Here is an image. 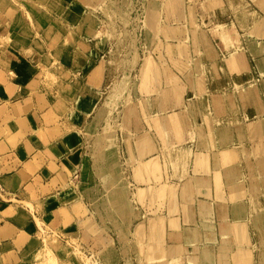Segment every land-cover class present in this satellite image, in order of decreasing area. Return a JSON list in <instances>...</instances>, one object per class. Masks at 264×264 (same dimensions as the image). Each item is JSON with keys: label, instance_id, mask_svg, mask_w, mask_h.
Masks as SVG:
<instances>
[{"label": "rangeland", "instance_id": "rangeland-1", "mask_svg": "<svg viewBox=\"0 0 264 264\" xmlns=\"http://www.w3.org/2000/svg\"><path fill=\"white\" fill-rule=\"evenodd\" d=\"M9 3L17 7L18 13L11 20L0 19V92L6 84V72L9 81L56 87L69 92L77 107L80 100L93 107L80 117L79 108L72 110L63 123L39 133V140L34 135V146L27 148V140L19 138L22 133L15 126H0V182L5 193L0 199V212L10 214L18 209L1 203L11 198L3 183L4 174L28 162L31 172L26 176L33 175L37 167L30 157L39 154L50 162L45 174L52 171L61 184L54 195L36 203L41 217L35 224L22 211L41 245L27 261L149 264L132 234L141 216L138 192L148 186L159 188L153 192L165 198L170 217L176 219L179 211L184 214L181 229L191 223L189 202L201 195L191 165L198 146L193 139L187 140L189 133L195 132L201 145L205 142L213 161L241 147L235 140L218 142L220 149L215 153L209 131L219 123L228 129L238 127L234 122L236 115H241V99H250L253 86L264 75L257 73L255 65L256 60H264V51L252 33L264 15V0H3L0 7ZM184 5L189 7L188 27H195L197 35L204 42H213L216 48L219 57L210 64L201 58L195 61L186 57L188 27L177 36L178 29L164 25L163 31L156 33L149 26L151 8L156 9L153 18L162 19L167 15L165 11L179 10ZM223 23H230L231 31L237 30L232 47L217 28ZM73 50L76 56L70 62ZM83 69L100 74L101 82L94 91H89L84 79L79 78ZM190 89L194 91L190 93ZM180 99L179 108L174 109L172 105ZM156 136L161 140L154 147L150 140ZM169 136L174 142H169ZM140 143L153 149L143 159L146 167L139 163ZM185 151L191 153L186 155ZM7 159L12 163L5 168ZM209 175L217 180L213 167ZM220 175L219 189L226 200H211L214 228L208 231L210 237L215 235L211 238H217L211 255L218 264L223 253L220 248L215 252L218 244L225 245V249L230 244L220 238L223 230L248 229L245 214H234L239 205L234 204L238 199L232 195L233 182L244 181L242 200L255 197L251 210L255 225L251 228L264 235V192L250 190L249 184L256 180L248 165L247 172L231 166L222 169ZM9 178L5 182L10 188L21 182L17 175ZM186 181L191 184L186 186ZM143 195L142 199L152 196ZM246 203L243 201L244 212ZM199 210L195 211L198 220ZM169 239L176 245L171 247L168 259L159 264H198L204 239L193 244L181 233ZM227 254L236 263L237 256ZM190 255L195 256L194 261ZM258 255L257 251L249 252L248 259L239 264H253ZM199 264L205 263L201 260Z\"/></svg>", "mask_w": 264, "mask_h": 264}, {"label": "crops", "instance_id": "crops-1", "mask_svg": "<svg viewBox=\"0 0 264 264\" xmlns=\"http://www.w3.org/2000/svg\"><path fill=\"white\" fill-rule=\"evenodd\" d=\"M2 1L3 0H0V3H2ZM15 8L17 7H14L11 3L6 4L3 8L0 7V19L11 20L14 18L18 13V10ZM155 10V8H151L148 11L147 21L150 28L156 33H160L161 30L163 31L165 25L168 26L167 29H178L177 36H182L184 28L190 25V22H188L189 7L186 5L179 10H171L170 12L165 11L167 15L165 14L162 19L157 17L153 18V16H155ZM223 25L225 26L223 27ZM217 28L222 38L232 47L233 35L237 33V30L231 31L230 23L219 24ZM224 28L225 30H223ZM188 30L189 36L185 41L187 46L186 57L195 61L201 58L202 62L205 61L208 64H210L213 59L219 57L217 52L214 51L216 48L213 42L210 43L206 40L204 42L201 37L197 35L198 32L195 27H188ZM252 33L257 35V38L260 40V48L264 51V15L260 17ZM255 50L257 51V49ZM70 55V62H73L76 56L75 50L70 51ZM255 65L257 73L263 74L264 60L261 59L260 62L256 60ZM3 73L6 84L4 85V90L0 92L3 94L0 95L2 98L0 101V126H15L22 133L20 135L18 134L19 138H25V140H27L25 148H27V146H34V141L32 140L34 135H37L36 138L39 140V133H43L48 129H53L55 126L63 123L64 119L72 110L79 108L80 117L87 114L88 110L93 107V104L81 100L79 101V107H77L75 100L69 95V92L59 91L56 87H48L41 84L36 86L34 84L21 85L12 80H7V78H10L9 74L6 72ZM187 74H189V70ZM79 78L84 79L89 91H94V89L99 86V82H101L100 74L95 73L94 69H89L88 71L84 69L80 70ZM191 91L194 90L190 89V93ZM251 92L249 96L250 99H241L240 109L242 117L239 114L236 115L234 122V127L235 125H238V127L228 129L227 126H223L219 123L216 129L209 131L210 135L213 134L212 144H210V146L215 148V153L220 149L218 142L225 143L227 140H235L237 144H241V147H239L236 152H224V154H221V159H215L213 161L212 155L207 150L205 142L204 145H201V141L195 132L189 133L191 136L188 137L187 140L193 139L196 143L195 146H198L193 154V162L191 165L193 167L194 177L196 178V190L201 194L188 204L190 214L189 221L191 223H187L179 229L182 224L180 219H183L184 214L179 211L178 214L175 215L176 219L170 217L171 212L169 206H166L167 201L165 198L159 197L157 196V192H153V190L158 191L159 188L148 186L144 188V190L138 192L141 216L138 219V223L134 224L132 234L139 247L145 252L147 263L159 264L166 261L169 257L171 247L176 245L169 237L181 233V235L193 241V244L199 240H205V245L201 246L203 251L199 254L198 264L201 260L205 264H218L217 258L213 260V256L211 255V246L217 238H211L215 237V235L213 234V236L210 237L208 231L214 228L213 220L210 218L213 209L211 200H214V197L219 200H226L219 189L220 172L222 169L235 166V169L237 167L240 172H247L248 165L249 171L256 180L251 181L249 184L250 190L256 193L264 192V75L258 80L257 85L253 86ZM80 94L81 90H79V96ZM187 94H189V92ZM94 97L95 96H91V98ZM180 103L181 99L180 101H175L172 106H175L174 109H178L179 107L177 106H179ZM209 107L213 108V104L210 103ZM196 124L197 122H195V125ZM152 139L153 140H150L152 145L157 147V143L159 144L161 138L156 136L155 139ZM168 140L169 142H174L170 136ZM152 150H149L145 143L137 145V153L140 157L139 163L142 166L146 165V162H143L144 157L152 154ZM187 153L186 155H189L191 152L188 151ZM30 158L37 167L33 175L26 176L30 168L28 162H25L16 167L13 171H7L3 176V183L9 191L11 198L8 202L1 203H9L10 205L16 206L18 209L14 211L15 213L12 212L10 214L0 212V264H34V262H28L27 259L36 255V252H38L41 247V245L39 246L37 244L36 233L29 230L30 221L35 224V221L41 217L35 208L36 203L38 201H43V199L50 198L60 189L61 180L55 178L52 171L50 175H47V173L45 174V171L49 169L50 162L44 160L39 154ZM11 163L10 159H7L5 168ZM212 167L217 175L216 181H214V179H216L215 176L213 178L209 175ZM13 175H17L21 179V182L15 184V187L10 188L7 186L5 179ZM208 178H210V180H208ZM146 180H148V177H146ZM243 183L244 181L240 180L231 184L232 195L238 199L234 204L239 205L238 208L236 207L234 214H245L244 220L248 229L244 230V228L239 227L237 230H228L227 228L223 230V233L220 234V238L227 240L230 244L226 247L227 249H225V245L218 244L215 252L220 249L219 252H223L220 256V264H239V262L244 261L245 258L248 259L249 252L255 253L256 251L259 254L258 261L257 259L255 260L257 257H254L252 263L264 264V235H261L259 231L257 232L251 228V226L253 227L255 225V218L251 214V210L254 208L255 197H248L242 200V198H244L242 195L245 193ZM184 184L189 186L191 183L190 181H186ZM213 184H217V187H214ZM204 189H208V191L205 192ZM141 194H152V196L142 199ZM247 195L249 196L248 193ZM240 199L241 201H239ZM200 201L207 205L206 208L203 204L199 206ZM243 201L247 202V210H245V212ZM197 208L198 210L201 209V211L206 209L204 212H200L199 210L201 214L200 220L196 217L195 211ZM22 211H26L25 213L30 215V221L25 219L22 215ZM225 219L227 220V217H225L224 220ZM67 235L71 237L70 233ZM227 253L234 254L235 257L237 256L235 258L236 263H233L234 260L231 255L229 256L230 260L228 259ZM179 257H181V255H179ZM190 259L194 261L195 256L190 255ZM241 264H244V262Z\"/></svg>", "mask_w": 264, "mask_h": 264}, {"label": "built area", "instance_id": "built-area-1", "mask_svg": "<svg viewBox=\"0 0 264 264\" xmlns=\"http://www.w3.org/2000/svg\"><path fill=\"white\" fill-rule=\"evenodd\" d=\"M1 166H2V160L0 158V175H1ZM4 186L2 185V182H0V199L3 198V196H5L4 194Z\"/></svg>", "mask_w": 264, "mask_h": 264}, {"label": "bare ground", "instance_id": "bare-ground-1", "mask_svg": "<svg viewBox=\"0 0 264 264\" xmlns=\"http://www.w3.org/2000/svg\"><path fill=\"white\" fill-rule=\"evenodd\" d=\"M191 230H193V229H191ZM200 235V234H199Z\"/></svg>", "mask_w": 264, "mask_h": 264}]
</instances>
